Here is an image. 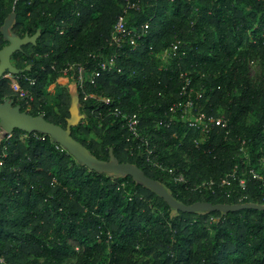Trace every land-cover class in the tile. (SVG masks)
I'll return each mask as SVG.
<instances>
[{"label": "trees", "instance_id": "trees-1", "mask_svg": "<svg viewBox=\"0 0 264 264\" xmlns=\"http://www.w3.org/2000/svg\"><path fill=\"white\" fill-rule=\"evenodd\" d=\"M13 12L12 34L41 33L12 57L24 70L12 77L33 101L20 99L10 78L0 80L1 101L13 99L22 111L66 128L72 95L64 90L52 98L47 88L65 77L69 63L92 69L93 55L116 53L109 38L124 16L142 37L118 51L122 74L107 73L89 87L110 98L109 105L79 98L86 119L72 128L73 137L100 160L113 150L120 163L137 165L184 205L240 204L196 187L236 166L264 173L258 160L264 86L258 93L249 77L250 62L259 59L264 69V0H0V50ZM172 44L179 45L176 55L164 58ZM182 75L204 92L206 113L217 117L224 110L227 128L205 135L171 119ZM135 113L158 161L183 173L184 181L174 182L140 154L123 120ZM253 113L256 121L249 123ZM243 141L248 159L240 151ZM61 149L48 135L21 130L1 142L0 264H66L72 255L77 264H264V210L175 211L132 177L92 171ZM246 195L243 203L264 205L263 183L248 179Z\"/></svg>", "mask_w": 264, "mask_h": 264}, {"label": "built area", "instance_id": "built-area-1", "mask_svg": "<svg viewBox=\"0 0 264 264\" xmlns=\"http://www.w3.org/2000/svg\"><path fill=\"white\" fill-rule=\"evenodd\" d=\"M136 8L135 5L131 6ZM148 26H145V30ZM142 37L133 29H128L125 17H121L114 25L109 38V46L115 47L117 52L109 57H102L101 55H93L92 57L97 60L95 66L92 69L88 68L82 63H69L62 71L64 76L68 79H72L75 83L76 93L79 98L82 97L83 101H87L91 98L98 99L105 105L111 103V99L107 97H98L96 94L89 91V87L97 86V81L102 76L107 73H123V67L121 66V51L126 44L135 47L137 41ZM179 48L178 44H172L163 52V57L167 58L171 55H176ZM5 78H9L8 75ZM11 79V78H10ZM183 84L179 93V100L174 102L169 108V113L171 114V119H176L177 121L183 122V125H187L188 128L200 129L205 135L210 134L218 128L225 129L228 126V119L225 115L213 116L209 115L203 110L201 102L204 98V92L202 90L198 91L191 86L190 79L185 75H182ZM11 87L19 94V98L27 100L29 104L33 101V96L29 92L22 88L18 79L12 78ZM30 85L35 84V80L26 79ZM117 115H120V111H115ZM85 116V115H84ZM86 119L82 120V122ZM124 126L127 127L130 138L137 142L140 148V154L146 157V161L153 166V168L161 170L163 173L168 174L174 182L179 183L184 181V174L180 173L177 175L176 169L169 168L161 164L156 155V148L148 139L147 128L142 127V122L137 113L124 115ZM172 122V121H171ZM1 133V130H0ZM12 134L2 133V141L7 137H11ZM1 141V142H2ZM1 144V143H0ZM195 144L198 147L199 142L195 140ZM245 141H243V146L240 149L242 156L248 159L249 154L244 147ZM62 151L66 150L64 147ZM260 165L262 166V171H264V154L258 159ZM261 181L264 185V173H258L254 168L249 167L248 169L240 170L237 166L230 172L225 173L219 180L211 179L204 181L199 184L196 189L200 191H207L212 194H217L219 191L224 193L228 198L237 197L240 204H245L242 201L247 198L246 191H248V179L250 178ZM172 180V181H173ZM3 262L2 259H0Z\"/></svg>", "mask_w": 264, "mask_h": 264}, {"label": "water", "instance_id": "water-1", "mask_svg": "<svg viewBox=\"0 0 264 264\" xmlns=\"http://www.w3.org/2000/svg\"><path fill=\"white\" fill-rule=\"evenodd\" d=\"M16 17L15 12L11 13L2 28L4 39L8 42V45L0 50V80L4 79L8 74L19 75L24 72L23 69H19L12 63V57L15 53L21 51L24 46L36 44L41 35L40 32H37L33 36L27 34L24 38H20L12 34L11 28L16 21ZM79 103L80 99L77 94V100L73 101V105L70 108L71 118L68 120L67 127L64 128L48 122L42 115L33 116L28 112L22 111L21 105L16 104L13 99L0 100V138L2 137V133L12 134L15 130H21L27 134L43 133L48 135L90 170L104 174H116L121 177L130 176L137 183L154 191L175 211L185 213H229L251 209L264 210V205L254 203L228 205L197 202L192 205H184L177 201L162 183L147 176L137 165L120 163L114 156L113 150H111L109 160H100L94 157L72 135V128L77 127L85 118L84 115L80 114Z\"/></svg>", "mask_w": 264, "mask_h": 264}, {"label": "rangeland", "instance_id": "rangeland-1", "mask_svg": "<svg viewBox=\"0 0 264 264\" xmlns=\"http://www.w3.org/2000/svg\"><path fill=\"white\" fill-rule=\"evenodd\" d=\"M128 19L125 18V21H127ZM7 45H8V43H7ZM12 63L14 65L16 64L15 58L12 59ZM8 77L11 79L13 78L12 74H8ZM249 77L252 80L253 85H254L255 89L257 90V92L260 93V91L262 90V87L264 86V69H263L262 62L259 59H256L255 61L250 62V64H249ZM64 90L69 91L71 93L72 105H73V101L77 100V93H76V89H75V83L72 79H68L67 77L60 78L56 81V83H54L53 85H51L50 87L47 88V91L49 92V95L52 98L57 97ZM78 106L80 108V103ZM223 111H224L223 109L220 111V115H224ZM80 114H82L81 110H80ZM82 115H84V114H82ZM248 119H249L248 120L249 123H254L256 121V113L251 114ZM22 139L24 142H27L26 136H23ZM1 141H2V139H0V143H1ZM167 181L169 183L172 182L169 178H167ZM66 264H77L76 256L72 255L67 260Z\"/></svg>", "mask_w": 264, "mask_h": 264}]
</instances>
